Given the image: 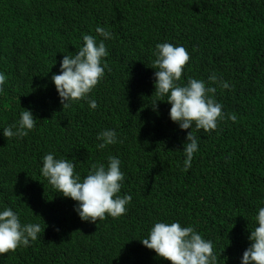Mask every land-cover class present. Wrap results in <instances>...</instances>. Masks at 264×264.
<instances>
[{
	"label": "trees",
	"instance_id": "obj_1",
	"mask_svg": "<svg viewBox=\"0 0 264 264\" xmlns=\"http://www.w3.org/2000/svg\"><path fill=\"white\" fill-rule=\"evenodd\" d=\"M84 35L104 41L107 67L92 92L63 109L52 76ZM160 43L183 46L186 76L216 88L223 118L214 131L182 130L167 97L154 95L155 78L144 84ZM0 74V212L12 207L22 225L42 228L0 264H171L141 242L158 222L191 226L212 242L217 264H242L264 207V0H0ZM25 110L36 127L6 138ZM106 129L117 143L100 149ZM191 131L198 150L184 171ZM48 154L72 162L81 182L93 164L118 158L117 195L132 197L126 213L82 221L77 202L42 175Z\"/></svg>",
	"mask_w": 264,
	"mask_h": 264
},
{
	"label": "clouds",
	"instance_id": "obj_2",
	"mask_svg": "<svg viewBox=\"0 0 264 264\" xmlns=\"http://www.w3.org/2000/svg\"><path fill=\"white\" fill-rule=\"evenodd\" d=\"M161 37L167 33L160 29ZM97 33L110 39L111 33L104 28L97 27ZM84 45L76 51L75 55H65L61 61V71L52 76L56 89L61 98L63 109L72 102L84 99L97 86L103 78L105 67L101 66L102 58L108 55L103 40L97 44L92 35L83 36ZM152 71L144 81L150 86L155 78V93L157 97H167L166 102L171 104L170 119L177 123L182 130L193 129L214 131L218 120L223 118L222 105L217 103L212 95L215 87H206L200 77H187L186 71L191 62V56L183 46H174L171 43L156 45ZM6 81L4 74H0V91ZM211 83L217 82L216 75L209 77ZM221 87L228 89L227 82H221ZM163 101V100H159ZM153 107L158 108V102ZM91 109L98 107L95 100L89 101ZM233 121L236 116L230 117ZM16 128L14 132L12 129ZM36 127V120L30 110L21 113L18 127L5 128L3 135L6 138L13 136L25 137L29 131ZM102 143L100 149L117 143L114 130H103L98 135ZM183 151L186 155L184 171L191 167L194 153L198 150V143L189 132L186 137ZM108 166L93 164L91 172L83 179L74 173L75 165L65 159H55L53 154L43 157L42 175L49 183L66 198L76 201V211L82 221L97 223L106 218V214L118 218L126 213L132 197L125 195L119 197L121 181L124 174L120 170V160L114 156L108 158ZM258 226L251 231L249 237L251 244L244 251L242 264H264V207L255 217ZM42 228L39 224L22 225L18 215L11 209L0 212V255L15 252L18 247H27L30 241L38 239ZM142 244L154 250L158 257L171 262V264H217L213 244L205 240L191 227H182L180 223L171 224L158 222L151 229L148 238L141 240Z\"/></svg>",
	"mask_w": 264,
	"mask_h": 264
},
{
	"label": "bare ground",
	"instance_id": "obj_3",
	"mask_svg": "<svg viewBox=\"0 0 264 264\" xmlns=\"http://www.w3.org/2000/svg\"><path fill=\"white\" fill-rule=\"evenodd\" d=\"M5 204V203H4ZM2 207V206H1ZM10 207V206H9ZM3 208V207H2ZM5 208V207H4ZM6 208H8V206L6 207ZM12 208V207H11ZM1 211V210H0Z\"/></svg>",
	"mask_w": 264,
	"mask_h": 264
}]
</instances>
